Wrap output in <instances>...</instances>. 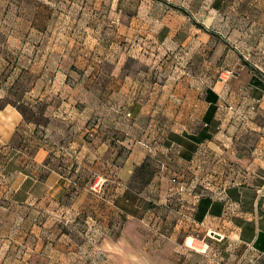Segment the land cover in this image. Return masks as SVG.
<instances>
[{"label":"rangeland","instance_id":"1","mask_svg":"<svg viewBox=\"0 0 264 264\" xmlns=\"http://www.w3.org/2000/svg\"><path fill=\"white\" fill-rule=\"evenodd\" d=\"M263 4L0 0V264H119L118 244L149 253L167 246L181 203L164 200L162 188L183 182L176 142L189 134L181 124L209 86L238 75L247 61L238 36L263 23ZM20 103L43 114L40 122ZM232 104L240 107L223 100V121ZM230 114V122L239 116ZM142 154L123 179L121 168ZM200 154L186 167L193 189L216 180V155ZM129 220L138 221L130 243L122 237ZM189 230L175 244L189 262L226 248Z\"/></svg>","mask_w":264,"mask_h":264},{"label":"crops","instance_id":"2","mask_svg":"<svg viewBox=\"0 0 264 264\" xmlns=\"http://www.w3.org/2000/svg\"><path fill=\"white\" fill-rule=\"evenodd\" d=\"M259 13L263 15V23L262 18L259 19L257 30H243L238 36L241 44L245 45L244 56L248 62H238V75L230 76L227 83L220 85L218 82L215 87L209 86L211 92L206 90L195 104L199 108L188 111L181 124L182 129L188 131L189 135L198 137L205 132L208 137L196 140L185 136L176 142V148L181 153L179 158L186 165L178 173L183 182H178L176 190L162 188L164 200L174 195L179 204L181 203L177 210L179 215L174 213L177 217L171 224L173 231L169 229L165 232L167 246L149 253L143 246L137 250L133 247L125 249L118 244L114 249L120 252L116 257L120 258L119 264H197L189 262V255L175 246L178 244L179 233L185 231L186 227L192 231L189 236H201L203 239L199 240L203 242L209 238L210 244L217 245L222 241L226 243L225 249L216 248L215 251L207 253L199 264H264V89L251 82L255 77L264 84V4ZM223 100L240 103V108L245 110L248 104L258 101L257 114L250 122L245 123L241 117L234 116V120L230 122L231 114L228 113L223 121ZM211 105L215 107L212 118L217 124L214 131L210 129L211 126H206ZM222 127H225L224 131ZM174 143L175 141L172 142ZM187 146L193 147V150H188ZM202 150L208 157L215 154L218 159L216 166L211 168V176L216 180L211 181L210 184L213 185L209 188L197 186V189H193L186 186L185 180L189 177L186 167L189 163L188 167L191 169V162L198 160ZM46 155L45 150L39 151V160H44ZM142 155L129 159L121 168L120 176L123 179L128 181L132 178L135 164H140L146 154ZM204 161H200V166ZM157 178L159 177L153 178L151 185ZM160 179L166 184L169 175L162 172ZM164 211L165 216L170 219L173 211ZM134 225H138V221L129 220L125 225L122 237L126 242L130 243L127 233L131 234ZM177 229L179 231L175 233ZM212 233L221 238L213 240L210 237L213 236ZM103 245L108 246L109 240ZM135 258H140L141 263L135 262Z\"/></svg>","mask_w":264,"mask_h":264},{"label":"trees","instance_id":"3","mask_svg":"<svg viewBox=\"0 0 264 264\" xmlns=\"http://www.w3.org/2000/svg\"><path fill=\"white\" fill-rule=\"evenodd\" d=\"M252 84H254V85H257V86H259V87H261V88H263L264 89V84H263V82H261L260 80H257V78H255V77H253V79H252ZM207 92L208 93H210L211 92V90H207ZM4 106V104L2 105V106H0V109L2 108ZM29 108H28V106H26V105H23V104H21L20 103V106H19V110H20V112L26 117L27 115H28V113H31V115H32V117H34V119L33 120H31V121H33V122H37V123H39L40 121V118L43 116V114H40V116H37L36 115V113L31 109V110H28ZM215 109V107L214 106H210V108H209V110H211L210 112H209V115L207 116V119H206V126H207V128H210V126H211V128L210 129H212V131H214L215 130V127H217V124H216V122L215 121H213V118H212V116H213V110ZM36 115V116H35ZM208 137V134H206L205 132H202L198 137L197 136H195V135H189V138H191V139H196V140H200V139H204V138H207ZM146 165V163L145 162H143L142 164H141V167H144ZM257 243V242H256Z\"/></svg>","mask_w":264,"mask_h":264},{"label":"built area","instance_id":"4","mask_svg":"<svg viewBox=\"0 0 264 264\" xmlns=\"http://www.w3.org/2000/svg\"><path fill=\"white\" fill-rule=\"evenodd\" d=\"M257 104H258V101H255L252 104H248V108L246 110L232 104L229 106L228 110L230 113L233 114L232 116H235L237 114V115H239L238 117H241V118L242 117L243 118H246V117L252 118L253 117L252 113L257 111Z\"/></svg>","mask_w":264,"mask_h":264},{"label":"water","instance_id":"5","mask_svg":"<svg viewBox=\"0 0 264 264\" xmlns=\"http://www.w3.org/2000/svg\"><path fill=\"white\" fill-rule=\"evenodd\" d=\"M219 236V235H218Z\"/></svg>","mask_w":264,"mask_h":264}]
</instances>
